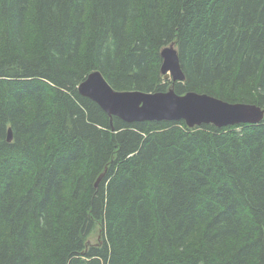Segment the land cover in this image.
I'll return each instance as SVG.
<instances>
[{
    "label": "trees",
    "instance_id": "1",
    "mask_svg": "<svg viewBox=\"0 0 264 264\" xmlns=\"http://www.w3.org/2000/svg\"><path fill=\"white\" fill-rule=\"evenodd\" d=\"M93 70L264 110V0H0V264H264V117L127 123Z\"/></svg>",
    "mask_w": 264,
    "mask_h": 264
},
{
    "label": "water",
    "instance_id": "2",
    "mask_svg": "<svg viewBox=\"0 0 264 264\" xmlns=\"http://www.w3.org/2000/svg\"><path fill=\"white\" fill-rule=\"evenodd\" d=\"M160 72L172 82L183 81L184 73L174 43L164 46ZM172 87V86H171ZM163 91L116 90L99 70L89 72L78 84V92L96 102L108 115L116 116L127 123L144 120H184L193 127L204 123L216 126L239 123H258L264 110L252 103L229 102L219 97L187 91L177 93L173 88ZM12 138L8 129L7 140ZM105 172L95 180L97 185ZM264 247V235H263Z\"/></svg>",
    "mask_w": 264,
    "mask_h": 264
},
{
    "label": "rangeland",
    "instance_id": "3",
    "mask_svg": "<svg viewBox=\"0 0 264 264\" xmlns=\"http://www.w3.org/2000/svg\"><path fill=\"white\" fill-rule=\"evenodd\" d=\"M94 238H95V234L91 237V240H94Z\"/></svg>",
    "mask_w": 264,
    "mask_h": 264
},
{
    "label": "bare ground",
    "instance_id": "4",
    "mask_svg": "<svg viewBox=\"0 0 264 264\" xmlns=\"http://www.w3.org/2000/svg\"><path fill=\"white\" fill-rule=\"evenodd\" d=\"M210 124H213V123H210ZM214 125V124H213ZM216 126V125H215Z\"/></svg>",
    "mask_w": 264,
    "mask_h": 264
}]
</instances>
